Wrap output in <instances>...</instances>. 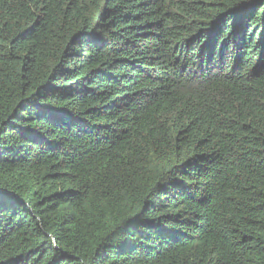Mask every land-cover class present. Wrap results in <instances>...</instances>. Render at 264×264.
Returning a JSON list of instances; mask_svg holds the SVG:
<instances>
[{"label": "trees", "instance_id": "trees-1", "mask_svg": "<svg viewBox=\"0 0 264 264\" xmlns=\"http://www.w3.org/2000/svg\"><path fill=\"white\" fill-rule=\"evenodd\" d=\"M0 264H264V0H0Z\"/></svg>", "mask_w": 264, "mask_h": 264}]
</instances>
